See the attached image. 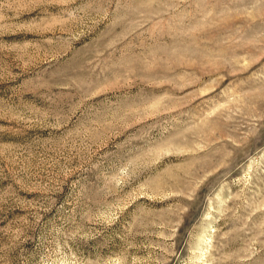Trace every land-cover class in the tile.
I'll list each match as a JSON object with an SVG mask.
<instances>
[{
	"label": "rangeland",
	"instance_id": "obj_1",
	"mask_svg": "<svg viewBox=\"0 0 264 264\" xmlns=\"http://www.w3.org/2000/svg\"><path fill=\"white\" fill-rule=\"evenodd\" d=\"M0 264H264V0H0Z\"/></svg>",
	"mask_w": 264,
	"mask_h": 264
}]
</instances>
